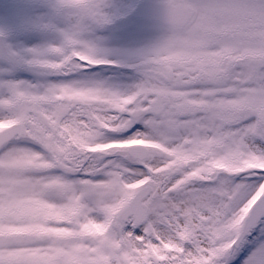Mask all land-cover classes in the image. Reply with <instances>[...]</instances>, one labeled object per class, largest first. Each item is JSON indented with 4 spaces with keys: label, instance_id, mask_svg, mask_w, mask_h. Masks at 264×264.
<instances>
[{
    "label": "snow or ice",
    "instance_id": "obj_1",
    "mask_svg": "<svg viewBox=\"0 0 264 264\" xmlns=\"http://www.w3.org/2000/svg\"><path fill=\"white\" fill-rule=\"evenodd\" d=\"M49 8L0 39V264H264V0Z\"/></svg>",
    "mask_w": 264,
    "mask_h": 264
},
{
    "label": "rangeland",
    "instance_id": "obj_2",
    "mask_svg": "<svg viewBox=\"0 0 264 264\" xmlns=\"http://www.w3.org/2000/svg\"><path fill=\"white\" fill-rule=\"evenodd\" d=\"M14 37H16V34H14ZM9 41H10V43H13L14 42V40L13 39H9ZM30 44H33V43H30ZM28 45H29V43H28ZM243 257H240V259H242Z\"/></svg>",
    "mask_w": 264,
    "mask_h": 264
}]
</instances>
